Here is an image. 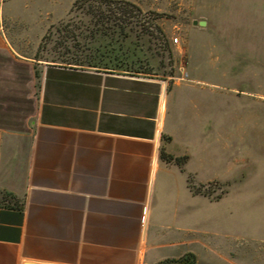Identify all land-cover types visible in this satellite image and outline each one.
Masks as SVG:
<instances>
[{
  "label": "crops",
  "instance_id": "obj_1",
  "mask_svg": "<svg viewBox=\"0 0 264 264\" xmlns=\"http://www.w3.org/2000/svg\"><path fill=\"white\" fill-rule=\"evenodd\" d=\"M41 85L31 127L14 129L0 110V264H159L193 253L199 198L188 177L208 157L194 144L213 106L187 86L89 68L47 66ZM163 150L187 157L183 167Z\"/></svg>",
  "mask_w": 264,
  "mask_h": 264
},
{
  "label": "rangeland",
  "instance_id": "obj_2",
  "mask_svg": "<svg viewBox=\"0 0 264 264\" xmlns=\"http://www.w3.org/2000/svg\"><path fill=\"white\" fill-rule=\"evenodd\" d=\"M77 1L6 0L0 110L8 123L31 127L44 69L70 63L66 45L74 36L83 32L90 40L78 42L91 47L99 38L92 30L105 22L112 27L110 15L126 11L127 40L143 61L135 76L193 88L196 100L214 108L213 123L194 144L199 156L205 143L208 157H199V174L188 177L199 198L196 264H264V6L257 9L254 0ZM201 21L207 25H195ZM183 73L189 81L178 80Z\"/></svg>",
  "mask_w": 264,
  "mask_h": 264
},
{
  "label": "trees",
  "instance_id": "obj_3",
  "mask_svg": "<svg viewBox=\"0 0 264 264\" xmlns=\"http://www.w3.org/2000/svg\"><path fill=\"white\" fill-rule=\"evenodd\" d=\"M84 1L85 0H78L76 5L83 3ZM126 13V11H123L121 13L115 12L114 14H111L109 21H111L110 23H114L113 25L111 24L112 27L108 25V22L102 23L100 26H96L98 29H93V32L91 33L95 37L99 36V38H96L97 40L93 39L94 41L91 40L93 43L91 47H85L83 46V42H78L82 40H90L81 36L83 35V32L79 33L77 36H74L75 38H73V44H68V46L66 45L69 50L67 57L70 63L64 66L90 68L107 72H119L133 76L142 73V55L138 52V49L133 44V42L127 40L131 36L125 33L127 31L128 24L123 17L126 15ZM103 15L104 14L101 16ZM68 32L70 33V31ZM72 32L73 31H71V33ZM131 32L134 33V30ZM77 43H79L80 46ZM77 53H81V56H78ZM161 157L167 163H174L181 168L183 167L184 162L187 160V157L175 158L171 155H168L164 152V150L161 152ZM221 189L227 193L224 187ZM196 261V256L193 253H188L180 259L165 260L159 264H196Z\"/></svg>",
  "mask_w": 264,
  "mask_h": 264
},
{
  "label": "built area",
  "instance_id": "obj_4",
  "mask_svg": "<svg viewBox=\"0 0 264 264\" xmlns=\"http://www.w3.org/2000/svg\"><path fill=\"white\" fill-rule=\"evenodd\" d=\"M5 2L6 0H0V32L5 34L7 28V21L5 16ZM175 44L179 43V38L174 40ZM179 81H189V74L183 73V76L178 79Z\"/></svg>",
  "mask_w": 264,
  "mask_h": 264
},
{
  "label": "water",
  "instance_id": "obj_5",
  "mask_svg": "<svg viewBox=\"0 0 264 264\" xmlns=\"http://www.w3.org/2000/svg\"><path fill=\"white\" fill-rule=\"evenodd\" d=\"M195 25L206 26L207 22H205V21L195 22Z\"/></svg>",
  "mask_w": 264,
  "mask_h": 264
}]
</instances>
